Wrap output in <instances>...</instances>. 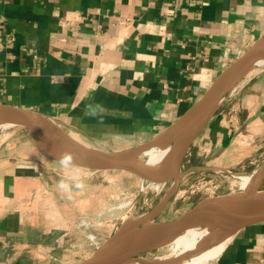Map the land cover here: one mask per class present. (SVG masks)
<instances>
[{
  "label": "crops",
  "instance_id": "0c3cea01",
  "mask_svg": "<svg viewBox=\"0 0 264 264\" xmlns=\"http://www.w3.org/2000/svg\"><path fill=\"white\" fill-rule=\"evenodd\" d=\"M261 38L264 0H0V105L32 110L105 150L130 147L178 120ZM261 85L264 77L233 98L249 119L222 102L193 142L238 165L242 126L264 128ZM14 133L0 136V264H77L102 243L81 220L103 201L93 175L107 176L64 169ZM71 177L84 187L69 198L57 184ZM209 264H264V222L238 228Z\"/></svg>",
  "mask_w": 264,
  "mask_h": 264
},
{
  "label": "water",
  "instance_id": "95a60500",
  "mask_svg": "<svg viewBox=\"0 0 264 264\" xmlns=\"http://www.w3.org/2000/svg\"><path fill=\"white\" fill-rule=\"evenodd\" d=\"M261 58H264V38L253 43L220 70L178 120L167 127H172L174 133L173 152L166 162L154 165L146 161L131 159L129 156L132 151L145 145L149 140L132 149L120 151L123 152V156L117 155V151L108 150L105 153H74L42 132L22 124L19 117L28 109L0 105V120L10 122V126L24 132L37 148L57 162L60 153L70 151L74 156L76 168L100 173L107 177L129 173V175L139 177L142 181H152L158 175L171 174L172 183L169 192L144 215L145 218L135 228L123 232L118 230L100 244L90 256L77 264H123L135 254L167 244L175 238L177 233L184 231L192 224L224 220L237 223L238 228H241L264 222V195L258 193V187L264 178V164L257 174L255 187L245 195V199L242 190L210 195L200 199L173 218L151 221V218L157 214L176 189L182 163L196 136L207 125L225 94L231 90V86ZM98 160L109 163L115 170L100 164Z\"/></svg>",
  "mask_w": 264,
  "mask_h": 264
},
{
  "label": "rangeland",
  "instance_id": "374dc122",
  "mask_svg": "<svg viewBox=\"0 0 264 264\" xmlns=\"http://www.w3.org/2000/svg\"><path fill=\"white\" fill-rule=\"evenodd\" d=\"M253 67L256 68L257 71L247 80L238 83L233 91H228L221 101V103H224L223 106L227 107V111H230V115L238 117L241 120L250 118L248 114L249 109L242 107L244 104L241 105L242 102L240 103L238 102L239 100L233 99L234 96L243 86L251 85L257 78L264 77V65L255 64ZM261 87V89H264V85H261ZM252 94L257 96V94L259 95L260 93L252 92ZM250 107L251 106H249V108ZM6 128H1L0 125V136L7 141L16 133H14V127L7 126ZM168 129L169 128H166L161 131V133L159 132L157 134L158 136L155 135L156 137L154 136L150 139L151 141H149L152 143V141H155L160 136L159 134L162 135V133H165ZM241 132L243 160L234 168L229 167L230 164L236 163L233 161L232 155H227L225 152L218 153L216 161L215 157L217 155H215L214 158L213 155H209L207 143L204 144V141L197 138V140L191 144L184 158L176 189L157 214L151 218V221L155 222L173 218L207 196L228 193L234 191V189L241 190L239 184L240 179L233 176V174L249 175L253 172L256 174L255 171L259 173L262 164H264L262 163L264 162V128H257L256 125L251 127L250 123L247 122L242 126ZM139 144L117 150L108 149V151H125ZM92 146L95 147V149L98 148L106 151L103 148ZM115 173L118 172L115 171ZM93 176V178H98L100 182H104L103 201L90 205L83 219L88 220L87 222L89 223L86 229L87 232L91 233V236H94L93 239H97V241L102 243L108 237L115 234L126 220L128 221L125 227L128 226L130 222H134L133 220V222L130 221L132 218L144 217V215L151 211L169 192L172 183L170 173L168 178L161 183L159 181H142L139 177L129 175V173H120L104 178L103 176ZM258 193L264 195V178H262L258 187ZM135 221L139 220L135 219ZM224 223V221L220 223L221 225H219V227L226 225ZM203 225L204 224H201L198 227ZM217 232L219 233V231ZM173 239L174 238L167 244L135 254L127 260L128 262L126 261L123 264H144L138 259L145 255H167L170 252L169 245Z\"/></svg>",
  "mask_w": 264,
  "mask_h": 264
},
{
  "label": "bare ground",
  "instance_id": "6f19581e",
  "mask_svg": "<svg viewBox=\"0 0 264 264\" xmlns=\"http://www.w3.org/2000/svg\"><path fill=\"white\" fill-rule=\"evenodd\" d=\"M256 65H264V58L259 59L256 62ZM256 71L257 69L254 67L247 69L242 74V76L238 78V81H236L231 86V91L234 90L238 83L247 80ZM19 119L22 124L42 132L74 153L107 152L98 148L95 149L92 144H89L88 142L79 139L75 135L64 131L61 129V127L58 128L52 120L41 114L26 110L23 112L22 116L19 117ZM10 124V122L0 120L1 128H6L7 126H10ZM159 135L160 136L155 141H152V143L150 140V143L147 142L145 145H142L138 149L132 151V153L129 155L130 158L138 161H146L151 165L166 162L174 149V133L172 132V127L169 128L165 133H162V135ZM116 154L123 156V152L117 151ZM98 162L106 167H109L110 169H114L109 165V163L105 161L98 160ZM255 172L256 174L253 172L249 175L233 174V176L240 179L239 184L240 189L244 191V199L245 195L249 193L250 190H252L256 185L255 181L257 179L256 177L258 172ZM168 176L169 173L158 175L154 177L152 181H159L161 183L165 181ZM144 218L145 217L132 218L130 221L133 220L134 222H130V224L125 227L128 221L126 220L120 227V232L135 228ZM135 219L139 221H135ZM223 221L224 220L206 223L200 227L198 226L201 224L189 225L184 231L176 234L175 238L169 245L170 252L167 255H145L138 260H141L144 264H209L219 255L234 232L238 229L237 223L229 221H224V224L226 225L219 227V225H221L220 223ZM217 231H219V233Z\"/></svg>",
  "mask_w": 264,
  "mask_h": 264
},
{
  "label": "clouds",
  "instance_id": "9594fccd",
  "mask_svg": "<svg viewBox=\"0 0 264 264\" xmlns=\"http://www.w3.org/2000/svg\"><path fill=\"white\" fill-rule=\"evenodd\" d=\"M58 162L59 165L64 168V169H71L73 167H75V160H74V156L70 151H64L62 153H60L59 157H58ZM76 177H71L68 179H64L62 178L58 184H57V188L68 195L69 198H71V193L73 191V188L76 189H81L84 187V185L82 183L77 182Z\"/></svg>",
  "mask_w": 264,
  "mask_h": 264
},
{
  "label": "built area",
  "instance_id": "2783aa9c",
  "mask_svg": "<svg viewBox=\"0 0 264 264\" xmlns=\"http://www.w3.org/2000/svg\"><path fill=\"white\" fill-rule=\"evenodd\" d=\"M87 221H88V220L82 219V220H81L82 225H84L85 227H88V226H89V223H88ZM86 235L88 236V238H90L91 240H93V237H94V236H91V233H86ZM100 244H102V243H98V242H97V244H96V248H97Z\"/></svg>",
  "mask_w": 264,
  "mask_h": 264
}]
</instances>
